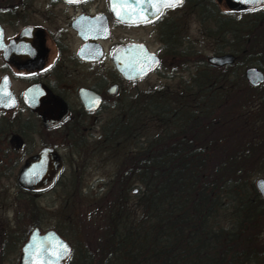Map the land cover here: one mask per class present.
Returning <instances> with one entry per match:
<instances>
[{"label":"trees","instance_id":"obj_1","mask_svg":"<svg viewBox=\"0 0 264 264\" xmlns=\"http://www.w3.org/2000/svg\"><path fill=\"white\" fill-rule=\"evenodd\" d=\"M196 62L177 87L138 92L103 122L98 144L126 151L111 191L78 217L86 244H72V263L264 264L250 180L264 172V84Z\"/></svg>","mask_w":264,"mask_h":264},{"label":"flooded vegetation","instance_id":"obj_2","mask_svg":"<svg viewBox=\"0 0 264 264\" xmlns=\"http://www.w3.org/2000/svg\"><path fill=\"white\" fill-rule=\"evenodd\" d=\"M120 1L0 0V221L9 212L16 227L7 229L0 222V237L14 234L20 241L15 264L31 231L44 233L36 224L27 235L17 227L26 209L21 193L32 203L24 214L33 218L34 196L44 192L17 184L25 162L44 149L58 155L52 142L57 135L75 134L85 122L103 123L120 106L132 104L136 84L161 72L162 59L182 54L185 21L208 28L215 49L209 57H232L228 65L209 64L212 69L234 66L243 76L255 68L264 78V0H183L176 7L164 6L162 0H129V8L145 18L133 24L116 18ZM147 54L157 58L155 69L138 80H123L117 70L122 61L143 66L151 59ZM63 113L59 122L44 125V118L53 122ZM8 179L15 188L11 202L4 185ZM53 232L69 248L64 264H76L72 245ZM1 247L0 264L5 257Z\"/></svg>","mask_w":264,"mask_h":264},{"label":"rangeland","instance_id":"obj_3","mask_svg":"<svg viewBox=\"0 0 264 264\" xmlns=\"http://www.w3.org/2000/svg\"><path fill=\"white\" fill-rule=\"evenodd\" d=\"M202 29L203 27L198 26L194 20L185 21L183 35L187 39L185 38L186 41L182 44V49L190 46V49L195 50L197 55L194 53L193 58L189 59L187 63L183 62L181 58L162 59L161 72L136 84L137 92L142 94L147 90L175 88L177 83L187 78V74L192 70V65L197 63L196 60L203 58L206 61L215 49L207 37L203 36ZM194 58L196 59L194 60ZM261 62L264 67V58ZM82 124L75 134L67 137L57 135L53 138L55 151L63 160L64 167L60 177L50 189L34 196L33 205L36 214L33 218L27 217L29 212L24 214L27 206L31 207L32 203L27 199L28 195L21 193L20 198L26 209L22 210L23 214L20 216L17 227L24 234L27 235L32 225L36 224L41 232L48 230L58 232L69 245L75 244L76 241L78 244L80 242L86 244L82 231L75 228V225L78 224V217L88 215L87 210L90 204L95 203L96 200L103 198L111 191L118 162L124 152L123 149L126 151V147L120 145L116 152L103 148L98 142L104 123L85 122ZM262 170L264 171V168ZM259 178L264 179V172L253 175L250 180L254 183ZM4 185L8 190L7 202H11V193L15 191L14 183L8 179ZM29 209L31 211V208ZM0 222L7 229L16 228L15 220L11 219L9 212L6 218ZM262 228L261 238L264 242V226ZM15 239L14 234L5 233L0 237V244L4 246L1 249L5 250L2 264H15L20 243ZM76 246L74 245L77 251ZM88 246L91 248V245L88 244Z\"/></svg>","mask_w":264,"mask_h":264},{"label":"water","instance_id":"obj_4","mask_svg":"<svg viewBox=\"0 0 264 264\" xmlns=\"http://www.w3.org/2000/svg\"><path fill=\"white\" fill-rule=\"evenodd\" d=\"M120 8L116 12V18L121 23L133 24L145 21V18H139L138 11L130 9L129 0H121ZM144 5V4H143ZM165 6V5H164ZM119 12V15L117 13ZM146 10H142L145 14ZM151 59L146 58L143 66H134L133 64L123 63L117 67L120 76L125 81H135L149 74L157 66V58L151 54ZM133 60V59H132ZM207 63L217 67L231 64L233 59L230 55H223L218 58H207ZM246 84L251 88H257L264 82L261 73L255 68H248L243 73ZM63 115H60L56 121L50 122L44 118V125L51 126L59 122ZM62 162L58 155L50 150H41L36 156L29 158L18 175V185L30 191H45L50 188L61 173ZM259 197L264 200V179H257L253 183ZM135 193V190H133ZM68 249L67 253L63 248ZM69 254V248L52 230L39 234L37 229H33L28 235L26 242L21 248V254L18 264H64Z\"/></svg>","mask_w":264,"mask_h":264},{"label":"snow or ice","instance_id":"obj_5","mask_svg":"<svg viewBox=\"0 0 264 264\" xmlns=\"http://www.w3.org/2000/svg\"><path fill=\"white\" fill-rule=\"evenodd\" d=\"M69 2H72V0H69ZM162 2L164 3L165 6L167 7H176L180 4H182L183 0H162ZM247 2L251 3L253 2V0H247ZM153 7H157L156 5H152ZM114 7H117L116 5H114ZM159 7H157V11H159ZM117 15H119V12L117 13ZM5 95H7V93H5ZM68 249L66 247L63 248V252L67 253Z\"/></svg>","mask_w":264,"mask_h":264}]
</instances>
